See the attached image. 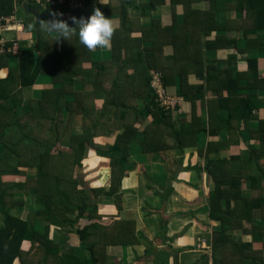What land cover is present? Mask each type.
Segmentation results:
<instances>
[{
    "label": "trees",
    "instance_id": "obj_1",
    "mask_svg": "<svg viewBox=\"0 0 264 264\" xmlns=\"http://www.w3.org/2000/svg\"><path fill=\"white\" fill-rule=\"evenodd\" d=\"M24 1L0 0V13L11 14L16 3ZM206 1L209 8L201 10L184 0H104V4L86 0L79 8L47 6L44 14L41 12L44 7L30 2L41 19L50 18L49 12L57 11L72 25L70 17H88L99 7L105 16H116L118 25L111 40L110 60L94 59L93 52L80 44L76 35L59 42L53 36L49 43L39 41L34 49L19 46L20 64L16 69L11 68L5 78L0 77V176H20V179L0 181V264H13L17 259L22 264H42L44 255L60 256L63 264H94L111 245L110 226L109 230L106 227L99 231L100 226L93 223L78 229L84 241L91 232L101 233L107 239L104 247L89 246L90 257L83 261L73 252H62L50 238L52 225L73 229L80 218L95 209L76 177L88 148L111 158L110 188L99 190L116 197L137 134H142L141 152L157 154L193 146L200 132L213 137L205 150L204 167L212 185L209 217L219 223L209 238L213 264H264V116L260 118L253 113L261 109L264 100L252 94L240 96L239 85L245 75L239 71H216L215 63L204 61L203 47L216 51L229 45L219 42L217 35L203 44L202 34L218 28L210 16L228 0ZM234 2L240 9H248L255 28L264 29V0ZM166 3L171 7L169 23L162 22L154 12L158 5ZM176 3L184 8L182 22L178 19ZM38 20L27 21L25 29L42 34L37 27H29ZM166 47L171 48V54L165 53ZM36 51L40 57L34 68ZM7 57H0V71ZM229 62L232 64V60ZM88 63L90 66H86ZM189 66L204 83H189ZM249 66L257 71L254 62L249 61ZM40 74L51 75L58 87L46 89L42 97L28 104L24 90L35 85ZM155 76L165 90L176 85L178 95L191 106L192 120L180 130L172 128L169 115L162 118L155 108L161 109L152 85ZM77 79L83 83L82 90L75 87ZM258 82L264 85V78ZM207 91L214 96L208 98ZM166 93L170 95L167 90ZM197 102L206 111L207 129L196 116ZM149 114L152 121L140 132L138 119ZM76 115L83 116L82 133L73 131L71 118L66 124L62 120V116L66 119ZM254 120L257 129H249ZM244 131L259 144L237 152ZM108 135H113L115 141L107 149H101L95 139ZM165 135L173 139L171 146L165 142ZM225 135L227 138H223ZM232 146L236 154L230 157L208 156ZM10 155L18 158L17 165L8 164ZM32 168L37 169L36 176H28L27 170ZM246 187L249 195L244 193ZM19 194L35 197L41 206L34 216L46 221L45 234L38 232L30 215L22 219L12 214L14 208L24 204L17 199ZM236 230L246 238L236 239L231 233ZM28 242L30 247L26 250L24 245Z\"/></svg>",
    "mask_w": 264,
    "mask_h": 264
},
{
    "label": "crops",
    "instance_id": "obj_2",
    "mask_svg": "<svg viewBox=\"0 0 264 264\" xmlns=\"http://www.w3.org/2000/svg\"><path fill=\"white\" fill-rule=\"evenodd\" d=\"M184 1H190L192 8L201 10L209 8L206 0ZM234 1L236 0L226 1L223 6H219L215 10L214 15L210 16L211 19L215 20L214 23L218 27L216 31L202 34L203 44H207V41L213 40L217 35L219 42H224V44L229 42V45L216 51H207L203 47L204 61H211V64L215 63L218 68L216 71L236 70L241 75H245L239 85L241 89L240 96L257 95L263 101L264 85L258 81L264 78V29L255 28L253 26L254 19H252L248 9L238 8ZM177 3L174 6L178 11V19L182 22L180 16H182L184 8ZM26 4L17 2L12 12L22 19V31L19 29L16 33H7L6 36L11 40L17 38L20 49H34L39 41L43 40L49 43L55 35L46 32L42 34L35 33L32 30L25 29L27 21L41 19V14L37 13V10L31 5V9H29ZM41 12L44 14L45 10L42 9ZM154 12L156 16L161 18L162 22L169 23L171 21L170 4L158 5ZM38 15H40V18ZM112 19L118 25L117 17L113 16ZM49 37H51L50 40H48ZM34 41L37 43L34 44ZM20 49L18 54L9 55L6 58L4 61L6 64L0 71V77L5 78L10 73L11 68L16 69L18 67L21 61ZM62 49L63 46L60 45V51ZM100 50L98 49V53L93 52L94 59H111V48ZM165 53L171 54V48L166 47ZM230 60H232V64L229 62ZM249 61L256 64L257 71L250 70ZM188 72L190 73V83L201 84L203 82L195 74H192L195 73L192 66L188 67ZM79 82L83 89V83L79 79H77L76 85ZM54 87H58V85L54 83L51 75L40 74L35 85L25 89L24 94L39 99L46 89ZM75 87L79 90V87ZM166 90L170 95H178L176 85H171ZM207 96L208 98L213 97L214 93L207 91ZM179 108L182 110L183 117L191 115L189 103L182 101ZM260 108L259 111L255 110L253 113L262 118L264 116V105H261ZM201 110L204 111L205 109L201 107L200 102H197L196 113L200 114ZM249 129H257L255 120L250 123ZM73 131L75 130L73 129ZM79 132H83L82 126L81 130L77 131V133ZM140 136V134H137L132 140L131 155L128 158L125 174L120 181L116 197L107 196L103 192L100 193L99 190V188L104 187L110 188L111 158L108 157L109 155L99 154L97 149L88 148L83 167L78 168L83 173L76 177L80 180L81 185L89 179L91 188H94L90 191L94 202L91 195L89 204L92 202L90 205L96 209L91 214L86 213L85 216L80 218L78 228L76 226L73 229L59 228L52 225L51 240L60 247L70 246L72 248L70 252H73L82 261L86 260L90 257L89 246L95 244L96 247H104L107 239L101 233L91 232L88 240L84 241L80 235L78 236L77 231L89 224L96 223L100 226L99 231L104 230L106 227L109 230L110 226L112 240L111 245L107 246L106 252L100 254L99 260L94 264H213L209 238L218 229L219 223L209 217V192L212 185L204 170L207 160L205 153L207 145L204 147V151L199 153V156L197 154L189 156L185 150L180 151L177 149H168L157 154H143L139 147L142 139ZM240 136V144L236 146L237 152L241 150L240 146L243 143L247 146L252 145V139L248 132L245 133L244 131ZM211 138L213 137H210L209 141ZM168 139L172 140L170 137ZM114 141L113 135L95 139L96 145H99L101 149L112 146ZM168 142L171 146L172 143ZM233 147L235 146L214 151L209 153L208 156L210 158L230 157L232 154H236ZM63 148L68 149V147ZM1 149L0 147V151ZM168 153H171L169 157H167ZM178 153L181 155L179 159L177 157ZM1 154L2 151L0 156ZM9 158L17 157L10 155ZM235 164L236 162L232 163V166L234 167ZM235 168H238V164ZM32 169H29V171ZM1 180L12 181L14 179L12 176H0ZM247 192L250 194L249 190ZM105 202H109V207L105 206ZM98 210L99 213L104 212V219L107 221H101L103 218L98 217ZM28 214L30 215V213ZM15 216L19 217L20 215ZM71 217L76 218L74 215ZM20 218L25 219L28 216L25 217L24 215ZM30 218L35 221L38 232L41 234L47 232V223L43 218L35 217L33 213ZM91 220H95V222ZM108 222L110 223L109 226L103 224ZM81 240L87 247L85 250L79 249ZM202 240L209 245V249L200 248L199 245L203 242ZM29 247L30 243H25L24 248L28 250ZM42 263L63 264V261L60 256L47 255ZM13 264L22 263L17 259Z\"/></svg>",
    "mask_w": 264,
    "mask_h": 264
},
{
    "label": "rangeland",
    "instance_id": "obj_3",
    "mask_svg": "<svg viewBox=\"0 0 264 264\" xmlns=\"http://www.w3.org/2000/svg\"><path fill=\"white\" fill-rule=\"evenodd\" d=\"M43 10H45V8H43ZM49 36V35H48ZM51 39V37H49L48 38V40H50ZM37 42L36 41H34V44H36ZM100 51H102V49L100 50ZM94 53H98V50H96V51H94ZM99 53H101V52H99ZM90 64L88 63L87 64V66H89ZM192 74H194V73H192ZM190 83V82H189ZM190 84H192V83H190ZM198 84H200V83H198ZM77 87H79V90H81L82 89V86H81V83L79 82L77 85H76ZM26 92V91H25ZM158 93H160V94H164V93H166V90H165V88L164 87H162L161 88V90L160 89H158ZM26 95V96H25ZM165 95V94H164ZM166 95H167V93H166ZM168 97H170L171 98V103L169 104V108H164L161 104H159L160 106H161V109H162V111H160L161 109H160V107H155L156 108V110H158V112H159V115L162 117V118H164L166 115L168 116H170V118H171V125H172V128L173 129H176V130H180L181 129V127H182V125H184L185 123H187V122H190L191 120H192V115H189V116H185V117H183V115H182V110L181 109H178V108H176L177 106H179L180 104H181V102L183 101V97L182 96H178V95H167ZM24 98H25V101H27L28 102V104H29V101L30 100H32V99H34V100H38V98H32L30 95H28V94H24ZM160 102H161V99H160ZM174 105H175V107H174ZM161 112V113H160ZM190 112H191V110H190ZM191 114V113H190ZM196 116H198V117H200V119H201V121H202V127L204 128V129H207L208 128V123H207V115H206V113H205V110L203 111V110H201V112H200V114H196ZM69 118H71L72 119V121H69ZM62 120H64V123L66 124V122L67 121H69V122H71L72 123V128L76 131V133H77V131H80L81 130V126L83 127L84 126V119H83V116L82 115H76V116H69L68 118L66 117V119L62 116ZM151 121H152V117L150 116V114L149 115H146V116H144V117H140L139 119H138V122H137V127L138 128H140V132L142 131V129H144V127L146 126V125H148L149 123H151ZM169 124H167V126H168ZM77 129V130H76ZM43 131H45V130H43ZM46 132V131H45ZM80 133V132H79ZM140 135H142L141 133H140ZM168 135H165V142L167 143V144H169V142L168 141H170L172 144H173V142H172V140H170V139H168V137H167ZM114 137V136H113ZM197 141L195 142V144L193 145V146H191V147H188V148H185L184 150H185V152H186V154L187 155H191V154H197L198 156H199V153H201V151H204V147L208 144V142H209V135H208V133L207 132H200V133H198L197 134ZM223 138H227L226 136L224 137L223 136ZM54 141H57V143H58V140L56 139V140H54ZM171 144V145H172ZM253 144H259V142L257 141V140H253L252 139V145ZM170 145V144H169ZM247 146V144H245V143H243L242 144V147L240 146V149H244L245 147ZM1 152V151H0ZM167 155V154H166ZM171 155V153H168V155H167V157H169ZM172 156L174 157V155L172 154ZM177 157H178V159L181 157V155L178 153L177 154ZM162 158L164 159V161L166 162V160H165V158L162 156ZM264 162V161H263ZM17 163H18V159L17 158H12V159H10L9 161H8V164H11V165H17ZM2 167H3V165H2ZM80 169V168H79ZM77 170H78V167H77ZM81 173H83V171H77V173H76V176L77 175H82ZM27 174H28V176H36V174H37V169H32V170H27ZM84 178V177H83ZM13 179H20V176L19 177H13ZM85 179H87V177H85ZM84 181V180H83ZM106 183V182H105ZM91 183L89 182V179H87V180H85L84 181V183H83V185H81V188H83L86 192H87V195H88V193H89V197H91V190H93L94 188H91ZM247 190H249V189H247ZM247 190H246V188H245V190H244V193L245 192H247ZM92 192H94V191H92ZM252 194V193H251ZM245 195H249V194H245ZM92 198H93V195H92ZM17 199L18 200H23L24 201V204H23V206H18L17 207V209L16 210H13L12 211V214H14V215H20V216H24L25 215V217L26 216H29V214L28 213H30V216L32 215V213H33V215H35L34 213L35 212H37V210L39 209V207H41L40 205H38L37 204V202H36V200H35V197H32V196H29V195H26V194H19L18 196H17ZM91 201V200H90ZM93 202H94V198H93ZM103 203V202H102ZM90 204H92V202H90ZM105 206L106 207H109V202H105ZM96 209V208H95ZM24 212H26L25 214H24ZM100 211L98 210V212H97V214H98V217H102L103 219H101V221H107L106 219H104V212H101V213H99ZM19 216V217H20ZM74 216H76V215H74ZM92 219V218H91ZM92 222H95V220H91ZM97 221V220H96ZM79 223L80 222H77L76 224H75V226H76V228H78L79 226ZM2 224V216L0 215V225ZM103 224H105V225H108L109 226V222L108 223H103ZM233 235H235V238L236 239H239V238H246V237H244L239 231H232L231 232ZM78 236H79V234H78ZM77 237V236H76ZM201 239V238H200ZM58 241V240H57ZM203 241V240H202ZM79 249H82V250H85L87 247H86V245L82 242V240L79 242ZM59 246V245H58ZM200 246V248L201 249H204V250H207V249H209L210 247H209V245H207L206 244V242L205 241H203V242H201V244L199 245ZM257 247H261V245H257ZM72 248L70 247V246H62L61 247V251L62 252H68V251H70ZM84 254V253H83ZM45 256L46 255H44L43 256V258H42V262H43V259L45 258ZM43 264V263H42Z\"/></svg>",
    "mask_w": 264,
    "mask_h": 264
},
{
    "label": "clouds",
    "instance_id": "obj_4",
    "mask_svg": "<svg viewBox=\"0 0 264 264\" xmlns=\"http://www.w3.org/2000/svg\"><path fill=\"white\" fill-rule=\"evenodd\" d=\"M99 2L104 4V0H99ZM49 17L39 19L36 25H29V27H37L41 32L55 34V42L69 41L76 35L80 44L90 52L110 48L111 40L117 31L116 22L111 17L105 16L99 7H95L88 17H70L72 25L62 18L63 13L61 12L50 11Z\"/></svg>",
    "mask_w": 264,
    "mask_h": 264
},
{
    "label": "built area",
    "instance_id": "obj_5",
    "mask_svg": "<svg viewBox=\"0 0 264 264\" xmlns=\"http://www.w3.org/2000/svg\"><path fill=\"white\" fill-rule=\"evenodd\" d=\"M33 2L36 5L46 8L47 6H60L64 8H79L84 6L86 0H25L24 3L31 4ZM21 29L22 31V19L15 13L3 14L0 13V57L9 56L19 53V40L17 38L11 40L7 38V33H16ZM156 90L157 99L164 108H169L171 98L164 94L158 93V89L161 90L162 85L158 76H155L152 83Z\"/></svg>",
    "mask_w": 264,
    "mask_h": 264
},
{
    "label": "water",
    "instance_id": "obj_6",
    "mask_svg": "<svg viewBox=\"0 0 264 264\" xmlns=\"http://www.w3.org/2000/svg\"><path fill=\"white\" fill-rule=\"evenodd\" d=\"M26 6H27L29 9H31V6H30V4H26ZM38 17L40 18V15H38ZM39 57H40V54H39V52H35V67H36V66H37V64H38Z\"/></svg>",
    "mask_w": 264,
    "mask_h": 264
}]
</instances>
